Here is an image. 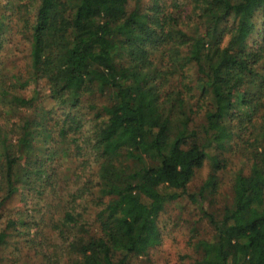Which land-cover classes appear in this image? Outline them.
Here are the masks:
<instances>
[{
	"label": "trees",
	"instance_id": "16d2710c",
	"mask_svg": "<svg viewBox=\"0 0 264 264\" xmlns=\"http://www.w3.org/2000/svg\"><path fill=\"white\" fill-rule=\"evenodd\" d=\"M46 101L64 112L56 141ZM68 131L84 175L61 196L48 144ZM222 178L231 200L208 211ZM20 194L66 264H150L136 260L185 195L213 227L193 264H264V0H0V264L19 226H39L8 214ZM29 236L30 259L43 237Z\"/></svg>",
	"mask_w": 264,
	"mask_h": 264
},
{
	"label": "rangeland",
	"instance_id": "374dc122",
	"mask_svg": "<svg viewBox=\"0 0 264 264\" xmlns=\"http://www.w3.org/2000/svg\"><path fill=\"white\" fill-rule=\"evenodd\" d=\"M9 37V34L6 36ZM9 41V40H8ZM6 43V46L10 42ZM11 45V44H10ZM5 46V51H6ZM12 46H10L11 48ZM94 103L103 102L102 98L96 97L93 100ZM48 109H54V113L47 117V126L50 130H53V134L59 130V124L64 119V112L56 103L52 101H46L45 105ZM90 118V117H89ZM68 128L69 124H64L63 127ZM84 131L89 132L93 124L83 123ZM45 130V129H43ZM47 133H41L42 136L40 140H37V155L40 159L47 158V135H49V130H45ZM55 141L59 139L58 133L54 134ZM73 134L68 131L65 136V142H61V139L58 143H49L50 148L59 149V157L57 161L50 163L53 164L58 172L59 178V189L60 195L66 196L67 193L74 189L75 187V177L83 176L84 172L81 167V158L76 156V151L74 146L70 143L71 137ZM63 155V156H61ZM71 158H66L65 156ZM210 172V167L207 164L204 168L199 170L196 173L195 179L192 185L189 188V194H198L200 188L203 186L205 180L208 178ZM69 179V187L67 186L66 179ZM228 178H222L219 182V192L215 196L216 204L209 208L208 211L219 212L225 204L230 202L232 193L229 188ZM45 205L48 206L49 202L56 204L58 201L54 196H49L45 198ZM30 198L28 194L25 196L20 194L14 199L10 207L8 208V214L16 216L17 219L23 218L24 220L33 222L36 219L39 223V226L28 225L26 228L21 227L23 232H19L14 235H21V239L17 242L13 239H9L8 244L2 250L1 254V264H66L68 255L66 253L61 254L65 248V243L61 240L57 233L51 230L50 228L43 231L41 217L38 216V213L34 210L35 206L28 204ZM207 204L193 203L192 198L188 195L183 196L177 202L170 204L166 211L159 217V225L163 232V241L156 248L152 249L150 255L146 257H141L137 259V262H148L150 264H193L196 260L199 259L197 255L196 243L199 239L208 238L212 239L213 237V227L211 226L208 218L204 217ZM15 208H21L15 209ZM203 210V211H202ZM222 212V211H221ZM33 219V220H32ZM32 220V221H31ZM5 226V225H4ZM33 227L32 229H30ZM30 229V231H29ZM19 231V230H18ZM37 232L38 235L41 234L43 237V245H37L30 249V259L25 257L22 253L29 250V245L25 244L26 239H31L29 233ZM45 233L46 236L42 234ZM198 237V238H193ZM15 247H18L15 248ZM42 251H46L47 257L42 256ZM61 257V260H57V256Z\"/></svg>",
	"mask_w": 264,
	"mask_h": 264
}]
</instances>
